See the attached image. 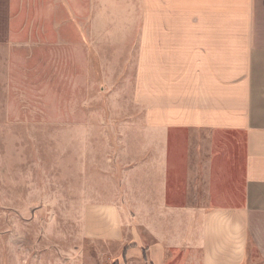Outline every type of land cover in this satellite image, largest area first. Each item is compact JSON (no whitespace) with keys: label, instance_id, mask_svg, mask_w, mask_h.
Returning <instances> with one entry per match:
<instances>
[{"label":"crops","instance_id":"crops-1","mask_svg":"<svg viewBox=\"0 0 264 264\" xmlns=\"http://www.w3.org/2000/svg\"><path fill=\"white\" fill-rule=\"evenodd\" d=\"M97 1L132 19L119 30L151 139L120 207L150 225L152 264L180 251L186 264H264V0H0V64L58 6L92 21ZM104 208V241L123 248L117 205Z\"/></svg>","mask_w":264,"mask_h":264},{"label":"rangeland","instance_id":"rangeland-1","mask_svg":"<svg viewBox=\"0 0 264 264\" xmlns=\"http://www.w3.org/2000/svg\"><path fill=\"white\" fill-rule=\"evenodd\" d=\"M65 5L0 64V264H152L150 225L120 207L151 139L124 46L132 33L119 30L132 19L99 1L92 21ZM110 202L123 248L103 238ZM190 259L180 251L164 264Z\"/></svg>","mask_w":264,"mask_h":264}]
</instances>
